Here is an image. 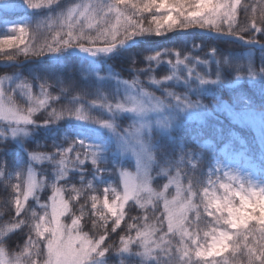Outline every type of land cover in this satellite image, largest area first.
Masks as SVG:
<instances>
[{
  "label": "trees",
  "instance_id": "1",
  "mask_svg": "<svg viewBox=\"0 0 264 264\" xmlns=\"http://www.w3.org/2000/svg\"><path fill=\"white\" fill-rule=\"evenodd\" d=\"M114 4L115 0H55L54 3L34 8L25 0H0V39L17 34L15 32L10 35L13 29L8 24L13 23V28L22 25L28 31L26 42L29 46L33 42L37 45L52 43L56 32L60 30L59 21L73 9L79 12L85 7L96 12L98 18L111 20L114 24L115 13L109 11ZM253 8L256 9L255 12L252 11ZM262 16L264 0H240L237 25L231 29L227 26L212 28L178 25L156 35L153 28L129 35L121 43H117V47L110 53L97 55L95 58L84 55L93 53L92 49L109 45L98 43L89 47L88 44L75 42L76 46L65 45L58 47L56 52L28 57L15 46L5 47L4 51H0V61L4 62L22 63L28 59H41L22 67L0 69V79L3 74L10 73L13 76L19 75L23 80L11 81L5 87L3 95L7 106L23 114H27L30 108L38 109L31 117L33 123L28 125L33 138L26 145L22 140L11 141L0 137V249L7 253L11 261L32 264L31 258H35L36 251L29 243L32 238L33 242L38 241L42 253L36 258L37 264H43V244L46 241L35 237V221L32 214L36 213L39 217L46 212V217L49 216L46 206L54 192L53 186L60 188L70 202L71 210L64 219L66 225L70 224L73 218L79 217L80 230L88 233L90 238H98L103 231V228L93 227V220L98 221V217L91 214V196L100 197L101 202L105 195L111 198L105 188L119 180L120 170L132 169L133 165L131 161H123L113 154L111 144L86 151L80 146L78 139L83 133L96 134L97 126L109 121L103 107L115 100L114 96L110 99L106 96L112 95V91L115 92L110 81L127 80L134 83L166 103L170 113H175L178 109L174 101L185 100L200 106L199 119L183 116L176 119L175 127L169 132L153 134L154 160L150 176L151 187L156 193L161 192L169 179L176 181L182 194L176 197V205H185L186 214L191 220H195V213L187 210L188 206L190 203L197 205L201 213L199 227L202 236L203 231L210 228L208 221L211 219L204 213L202 202L207 199L204 196L205 190L208 191L209 198H223L226 192L221 185L231 184V180L227 179L219 168H213L214 155L204 150L201 144L209 140L224 153H229L230 149L235 147L236 152L244 154V145H239V140L234 135L242 126L220 109L227 105L236 112L264 111V47L249 46L253 42L258 46L264 45V19H260ZM150 18L147 15L145 17L146 20ZM81 23L86 26L87 21L81 20ZM200 29L219 31L238 40L203 35L197 32ZM64 30L66 31V28ZM85 30L89 35L95 31L87 28ZM85 48L89 50L86 51ZM20 49H23V45ZM12 55L14 58L8 59ZM8 96L11 97L10 104L7 103ZM54 110L69 114L57 119L51 115ZM75 110L95 119L91 122L77 119L71 115ZM53 120L55 122H52ZM119 121L122 128L129 126L124 118ZM242 129L249 132L247 128ZM253 147L256 150L262 149L258 144ZM81 149L89 154L83 164L74 160ZM29 152L46 158L35 163L40 188L24 205L26 211L22 212L21 218L25 220L17 223L15 190L17 184L23 183L29 165H33L29 160ZM64 154L69 157L66 161L69 167L60 163ZM261 162H264L263 156ZM167 188L169 196H173L175 187V190ZM73 189L76 190L75 193ZM192 193L195 195H191ZM151 198L149 203L142 204L143 207L133 203L127 206L126 217L117 229L119 236L111 233L112 238L106 241L111 243V247L102 256L104 262L201 264L194 255L189 260L178 251V234L166 235L164 198ZM105 204L107 206V202ZM82 206L84 212L81 216ZM246 207H251L253 212L259 210L264 217V208L259 205L249 204ZM156 217H159V221ZM113 219L114 217L109 215V227L112 226ZM128 224H134L141 230L146 226L150 229L155 224L160 229L155 237L156 250L152 256L143 259L138 242L131 245V253H137L138 258L123 254L119 237L136 235L134 229L130 231L127 228ZM160 236H164L165 241L171 243L160 241ZM156 243H160L159 248ZM27 252L32 256L26 255ZM222 257L228 259L231 264L232 257L229 253H221L216 259L220 260ZM238 259L247 264L246 256Z\"/></svg>",
  "mask_w": 264,
  "mask_h": 264
},
{
  "label": "snow or ice",
  "instance_id": "2",
  "mask_svg": "<svg viewBox=\"0 0 264 264\" xmlns=\"http://www.w3.org/2000/svg\"><path fill=\"white\" fill-rule=\"evenodd\" d=\"M30 7H40L54 3L55 0H25ZM240 0H115L114 7L110 12L115 13V23L111 20L105 21L104 18H98L96 12L85 7L82 11L77 12L76 9L70 11L66 17L59 21L60 30L56 32L52 43L45 42L37 45L35 42L29 46L26 42L28 39V31L24 27L14 28L12 31L17 34L8 38L0 39V51H4L5 47L12 48L15 46L22 51L25 57L40 56L48 52H56L58 47L65 45L76 46L75 42L88 44L92 47L98 43L109 45V47L100 46V50L109 51L111 47H115L117 43H121L129 35H136L149 30L155 31L156 35L162 34L166 30H171L178 25L186 27L209 26L212 28H220L227 26L231 29L237 25L238 7ZM256 11L255 8L252 9ZM150 16L149 19L145 17ZM260 19H264L262 16ZM81 20L87 21V24L81 23ZM95 21V23H93ZM109 24L110 26H105ZM256 25V17L253 19V27ZM66 28V31L64 30ZM95 29L92 35L85 30ZM23 45V49L20 46ZM89 50V48H85ZM9 56L8 59H13ZM6 99L0 93V120L14 121L17 123L30 124L33 123L31 117L33 112L38 109L30 108L27 114H19L18 111L11 107L6 108ZM7 103H11V97H7ZM44 102H41V107ZM69 113H60L53 111L51 115L60 118L62 115ZM75 118L80 120H88L89 117L79 110L71 113ZM95 119V118H92ZM52 122H55L53 120ZM99 123L100 121H96ZM48 123V121H45ZM111 127L110 124H105ZM89 157L83 149L74 157L75 161L81 164ZM38 159V157H37ZM67 154H64L60 161L65 167H69ZM147 184L137 185L136 183L125 181V189L122 196L115 195L112 198L105 195L102 202L100 197L91 196V214L98 217L93 220V227L103 228V231L96 239L90 238L88 233L72 235L73 230L77 229L79 217L71 220L70 226H64L60 223L59 217L70 211L69 202H66L61 196V189L53 186L52 195V221L47 222L44 215L34 217L35 237L46 241L43 247L46 249V264H88L90 257L94 253L105 255V251L111 247V233L119 236L121 221L124 219V204L130 199H139L138 193L141 187ZM36 183L30 174L27 180L26 190L23 183L16 185L15 190V216L16 222L22 223L25 218H21L22 212L25 213V203L30 196L33 195V189ZM226 195L223 198L212 196L205 190L204 196L207 198L203 201L204 213L211 219L208 221L210 228L203 231L199 227L201 213L197 205L189 204L188 209L195 213V220H191L185 210L179 213L169 209V204L165 202V210L167 212V233L178 234L179 248L178 251L183 257L191 260L193 255L201 264H230L228 259L223 257L218 260L217 256L221 253H229L232 257L231 264H244L238 257H247V264H264V217L261 216L259 210L253 212L251 207L246 205L251 202L253 206H258L261 198H264V190L256 191L241 188H235L232 184H222ZM167 188V185H165ZM75 193V189L72 190ZM191 195H195L192 193ZM59 198V204L56 203ZM243 201V203H242ZM107 202V205L105 204ZM143 207V205H141ZM84 207H81V216ZM109 215L114 217L112 226L107 224ZM26 217V216H25ZM147 219V218H145ZM159 221V217H156ZM127 228L135 230V237L128 235L120 236V244L124 250L135 243H140L145 252L150 251V245L155 243L156 234L160 229L153 224L150 229L146 226L143 230L134 224H128ZM47 234V236H46ZM164 243V236L159 237ZM30 246L35 247V258H31L32 264H37V259L42 253L38 241L33 242L31 238ZM156 247H160V243H156ZM26 255L32 256L27 252ZM0 264H6L3 258V252L0 251Z\"/></svg>",
  "mask_w": 264,
  "mask_h": 264
},
{
  "label": "rangeland",
  "instance_id": "3",
  "mask_svg": "<svg viewBox=\"0 0 264 264\" xmlns=\"http://www.w3.org/2000/svg\"><path fill=\"white\" fill-rule=\"evenodd\" d=\"M8 26L12 27L11 29H14L13 23H9ZM21 26L22 25L19 27ZM13 33L15 32L12 31L10 35ZM88 56L91 57V55ZM1 77L0 93L2 94L9 82L23 81L19 75L13 76L10 73H8V75L3 74ZM110 85L114 86L115 92L112 91V95L106 96H109V99L114 96L115 100L112 104L103 107V111L108 115L109 121L98 125V129L95 130L96 134L83 133L78 139L80 146L86 151L102 145L106 146L107 143L111 144L113 147V154L120 157L123 161L126 160L133 162V170L119 172V181L109 185L105 190L112 198L115 195H123L126 180L136 183L138 186L144 183L147 184L146 186L141 187V190L138 193L139 199H130L124 204V218L126 217V208L130 203L138 206L144 203H149L153 196L164 198L165 202L169 204V209L172 211L179 213L181 210H185L186 206L182 205V203H179L178 206L176 205V197L178 198L182 196V194L180 191L181 187L177 185L175 180L169 179L167 183V187L173 188V190L176 189L173 196H169L168 188L163 187L160 193H156L151 187L152 178L150 175L154 160L152 155L154 143L152 142V139L154 133L165 134L169 132L171 128L173 129L175 127L176 119L178 120L183 116H186V118L199 119L200 106L197 103L185 100L183 102L174 101V103L177 104L178 109L175 113H170L168 112V106L166 103L130 81H110ZM5 106L6 108L9 107L6 103ZM220 110L223 111L226 116L232 118L236 123H239L242 128L249 129V132L242 128L238 132H234V135L239 140V145H244L242 148L244 154L236 152L235 147H232L229 153H224L222 149L216 148L211 143L205 141L202 144L203 148L214 155V160L212 162L213 168H219L227 179L231 180V184L235 188L243 187L244 189L249 190H264V162H261L262 156L264 159V112L255 110L236 112L232 107L227 105L223 106ZM88 117L89 122L93 121L90 116ZM122 118H124V121H127L129 126H126L125 128L120 126L121 124L119 120ZM105 124H110L111 127H106L104 126ZM28 125L29 124L17 123L14 121L0 120V137L11 139V141L20 142L22 140L23 142L25 141L24 145H26L33 138L32 133H30V130L28 129ZM254 144H258L262 149H254ZM218 154H220L219 157ZM258 156L259 158H257ZM44 158L46 157L29 152V160L33 165H29L28 167L26 177L23 181V187L26 190L27 180L30 174L33 177V181L36 183V187L33 189V195L30 196L27 201H29L40 188V180L37 178L35 163H39ZM12 177L14 178V176ZM60 194L66 202H69V200L65 198L62 190ZM52 195L49 197L46 206L47 211H49V216L46 217L47 222L52 221ZM174 196L175 198H173ZM56 203L59 204V198ZM249 204H251V202H249ZM258 205L264 208V198L260 199ZM69 212L59 217L60 223L66 227L71 225V223L68 225L64 223V219ZM165 213L167 218L166 210ZM83 233L84 232L80 230L79 221L78 227L73 230L72 235L75 236ZM169 234L170 233L166 232V235ZM131 247L132 246L130 245L127 250H124L122 247L123 254L132 255L138 258L139 256L137 253H131ZM155 250L156 248L153 243L150 245V251L146 253L144 247L139 243V252L142 254L143 259L152 256L155 253ZM0 251L3 252V258L6 264H21L19 262L11 261L4 250L0 249ZM44 255L46 257V249L43 247V259ZM43 261V264H46V260ZM88 264L107 263L104 262L101 255L94 253L90 257Z\"/></svg>",
  "mask_w": 264,
  "mask_h": 264
}]
</instances>
